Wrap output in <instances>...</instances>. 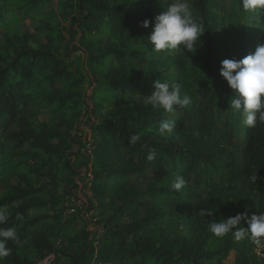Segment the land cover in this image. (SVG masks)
Segmentation results:
<instances>
[{
  "label": "trees",
  "instance_id": "16d2710c",
  "mask_svg": "<svg viewBox=\"0 0 264 264\" xmlns=\"http://www.w3.org/2000/svg\"><path fill=\"white\" fill-rule=\"evenodd\" d=\"M148 1L156 5L137 7L131 0L68 4L74 22L96 13L105 17L99 49L83 33L79 37L93 76L108 65L106 110L91 124L92 136L84 143L76 142L73 123L63 118L65 110L79 106L86 82L79 58L60 55L49 39L32 46L29 34L8 37L9 56L0 66V158L10 160L19 182L0 197V264H37L53 250L60 254L55 264L61 258L67 264H227L231 251L232 264H264L253 250L264 241V81L240 94L238 132L231 141L221 121L229 117L237 91L213 71L223 43L210 20L211 0H183L190 12L182 33L179 13ZM31 3L0 2V27L17 11L31 9ZM135 43L180 68L198 52L204 75L191 87L193 106L180 113L183 105L170 95L158 106L139 95L165 76L141 72L129 62L141 55ZM131 93L136 94L132 99ZM54 106L57 120L34 121L39 109ZM87 142L92 146L88 160L82 156ZM55 159L69 169L63 178L70 189L81 168L91 173L93 199L100 214L109 212L99 239L64 216L70 189L57 192L62 177ZM151 167L157 169L152 182L144 189L132 186L134 177ZM195 175L201 180L192 185L189 178ZM140 196L148 197L151 207L137 216L130 203ZM58 239L62 244L56 250ZM70 246L75 250L68 251Z\"/></svg>",
  "mask_w": 264,
  "mask_h": 264
},
{
  "label": "rangeland",
  "instance_id": "374dc122",
  "mask_svg": "<svg viewBox=\"0 0 264 264\" xmlns=\"http://www.w3.org/2000/svg\"><path fill=\"white\" fill-rule=\"evenodd\" d=\"M2 1L0 0V2ZM27 1L32 2L31 9L27 12L17 11L10 24L0 27V66L4 65V60L9 56L7 52L8 37L24 34L30 35L29 45H45L49 39L52 40L53 46L60 55L71 59L79 58V70L86 77V82L83 86L79 106L65 110L63 118L65 121L73 123L71 135L76 138V142L84 143L92 136L91 124L96 123L98 116L106 110L109 97H104L103 75L108 65L100 66L98 74L93 76L86 67L89 56L81 48L79 37L83 33L87 41L97 42L96 48L99 49L103 42L100 31L105 20L104 14L96 13L88 21L79 17V21L74 22L71 18L75 16V13L68 7L70 0ZM131 2L137 7L156 5L148 0H131ZM158 2L164 4L158 6L160 9L179 13L180 32H184L189 24L190 9L183 0H158ZM13 6L15 8L14 4ZM209 16L223 43L222 51L214 62L213 71L225 76L230 86L237 91L236 96L230 99L233 106L232 110H227L229 117L227 120L222 119L221 121V126L228 133L230 140L236 141L238 123L235 115L238 112L240 94L259 81H264V0H211ZM186 41L192 44L194 39L187 37ZM133 45L141 52V55L137 59H130V63L134 64L141 72L151 70L165 76L162 82L153 83L152 86L143 89L144 91L139 95L144 97L145 101L158 106L164 96L170 95L183 105L180 113L184 108L195 104V93L192 92L191 87L196 84V80L204 75L203 62L198 59L197 51L192 52L189 59L186 60L185 67L180 68L176 62L150 55L141 44ZM96 52L99 54L100 50ZM117 95V93H112L109 96ZM135 96L136 94L131 93L129 98L132 99ZM55 109V106L39 109L34 121L49 124L54 122L57 120L53 113ZM230 120L233 122L228 126L226 122ZM79 126L81 130L77 128ZM66 127L67 124L64 128L66 129ZM73 147L76 148V146ZM63 161L62 159L54 160V164L61 170L62 181L57 188V192L61 195L70 189L69 181L64 180L70 171L68 168L62 167ZM156 175L157 169L151 167L144 174L135 176L132 186L144 189ZM200 180L201 175L189 178L192 185L198 184ZM18 182L15 170L10 167V160L0 158V197L6 193L9 184ZM130 205L137 208V216H140L144 215L151 207V200L148 197L140 196ZM107 213L109 212L104 211L101 214L102 219ZM67 250L73 251L75 248L70 246ZM253 250L258 258L263 259L264 257L260 253L264 254V241L255 245ZM233 258L234 252L231 251L225 262L232 264ZM58 264H67V262L61 258Z\"/></svg>",
  "mask_w": 264,
  "mask_h": 264
},
{
  "label": "built area",
  "instance_id": "2783aa9c",
  "mask_svg": "<svg viewBox=\"0 0 264 264\" xmlns=\"http://www.w3.org/2000/svg\"><path fill=\"white\" fill-rule=\"evenodd\" d=\"M91 150V142H87L82 151V156L86 160H88ZM91 177V173H86L84 168L80 169L75 178V186L69 190L63 200L64 216L74 218L77 225L84 227L91 237L99 239L104 233V225L100 209L92 196ZM61 244L62 240L58 239L55 242V249L58 250ZM257 254L259 253L257 252ZM260 254L264 257V254ZM58 256H60L58 251L46 252L37 264H55Z\"/></svg>",
  "mask_w": 264,
  "mask_h": 264
}]
</instances>
